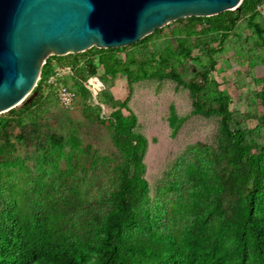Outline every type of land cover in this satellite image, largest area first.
Returning a JSON list of instances; mask_svg holds the SVG:
<instances>
[{"label":"trees","instance_id":"16d2710c","mask_svg":"<svg viewBox=\"0 0 264 264\" xmlns=\"http://www.w3.org/2000/svg\"><path fill=\"white\" fill-rule=\"evenodd\" d=\"M261 2L243 0L239 10L179 19L167 25L178 24L169 33H163L161 28L127 47H92L47 59L31 98L0 114V156L13 152L12 144L3 142L9 123L17 127L35 123L52 106L61 103L57 87L49 83V78L57 66H71L73 83L68 84L66 76L61 82L75 92L74 106L84 102L83 111L92 110V103H86L92 95L85 82L97 76L105 86L98 95L100 101L118 107L113 112V139L125 160L119 169V183L110 194L102 235L88 247H68L74 235L63 223L65 216L78 211L84 201L73 191L69 199H64L49 187L35 213L21 200L10 206L11 226L0 239V264H223L232 258L233 264H249L251 254L256 264H264V100L262 110L256 103L257 97L264 99V75L258 80L262 89L250 95L251 111L221 107L222 131L232 150L230 163L215 179V189L210 188L201 173H192L190 179L196 191L190 209L194 218L179 243L168 234L152 232L142 244H124V230L139 225L135 206L148 192L143 176L147 139L134 131L136 116L123 115L120 107L125 103L111 91L115 78L122 73L130 83L163 75L177 81L182 79V68L189 61L198 62L202 68H214L228 51L227 45L239 38L243 43L233 48L235 53L241 54L250 47V58L258 55L263 60L264 21L257 9ZM121 52H126V57ZM99 69L103 70L101 74ZM219 87L215 79L204 80L197 90L199 113H213V96H219L220 102L226 100ZM250 120L256 121L254 127H248ZM95 156L96 152L84 141L74 140L68 161L60 165L62 180H66L65 174L71 178L93 167ZM215 220L221 223L219 229L210 225ZM230 233H234L233 244L225 248L222 243Z\"/></svg>","mask_w":264,"mask_h":264},{"label":"rangeland","instance_id":"374dc122","mask_svg":"<svg viewBox=\"0 0 264 264\" xmlns=\"http://www.w3.org/2000/svg\"><path fill=\"white\" fill-rule=\"evenodd\" d=\"M177 25H166L163 33ZM242 43L240 38L229 43L228 51L214 68H202L198 62L189 61L182 68L181 80L163 75L130 83L125 73L115 78L111 91L125 103L120 107L123 115H135L134 131L147 139L143 176L148 192L134 209L139 225L124 230L125 245L142 244L152 232L168 234L181 242L194 218L190 209L196 191L190 179L192 173H201L210 188L215 189V179L228 168L232 150L222 131L220 109L227 106L230 110L251 111L250 95L262 89L258 80L264 75V58H250V47L241 54L235 53L233 48ZM120 55L124 58L126 52ZM102 71L99 69L100 74ZM65 76L71 85L72 74L62 79ZM206 78L215 79L226 97L224 102H220L219 96L211 98L213 113L198 112L197 90ZM32 95L33 92L27 99ZM263 100L256 98L259 110L263 109ZM86 103H92L88 113L83 111L84 102L71 107L57 103L35 123L7 126L3 142L11 143L13 152L0 156V239L10 231V206L21 200L35 213L49 187L64 199H69L73 191L84 201L78 211L63 220L65 228L74 235L68 247H88L102 235L110 210V194L119 183V169L125 156L113 139V112L118 107L100 101L99 97L96 102L92 96ZM247 125L254 127L256 121L250 120ZM74 140L84 141L96 152L94 166L71 178L65 174L63 181L60 165L68 161ZM261 155L264 157V150ZM210 225L219 229L221 223L215 220ZM233 240L234 233L228 234L223 247L230 248ZM251 257L249 264H256L252 254ZM234 261L232 258L223 264Z\"/></svg>","mask_w":264,"mask_h":264},{"label":"water","instance_id":"95a60500","mask_svg":"<svg viewBox=\"0 0 264 264\" xmlns=\"http://www.w3.org/2000/svg\"><path fill=\"white\" fill-rule=\"evenodd\" d=\"M243 0H0V114L34 91L52 55L123 48L171 22L239 10Z\"/></svg>","mask_w":264,"mask_h":264},{"label":"built area","instance_id":"2783aa9c","mask_svg":"<svg viewBox=\"0 0 264 264\" xmlns=\"http://www.w3.org/2000/svg\"><path fill=\"white\" fill-rule=\"evenodd\" d=\"M258 12L264 21V0L258 5ZM73 74L71 66H57L55 72L50 76L49 83L57 87V96L61 104L65 107H71L74 104L76 95L67 85L61 82L66 74ZM85 86L90 90L93 99L97 102V97L105 89L103 82L99 77L94 76L85 82Z\"/></svg>","mask_w":264,"mask_h":264}]
</instances>
